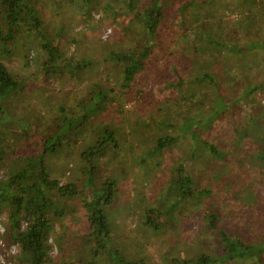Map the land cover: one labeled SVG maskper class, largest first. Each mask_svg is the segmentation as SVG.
I'll return each instance as SVG.
<instances>
[{
  "label": "trees",
  "instance_id": "obj_1",
  "mask_svg": "<svg viewBox=\"0 0 264 264\" xmlns=\"http://www.w3.org/2000/svg\"><path fill=\"white\" fill-rule=\"evenodd\" d=\"M69 3L87 23L102 5L0 0V214L15 264H132L142 243L125 225L154 240L195 216V238L140 261L264 264V0H105L111 38L89 25L64 42ZM20 49L28 75L6 62ZM158 167L174 173L168 183ZM135 171L140 196L170 201L163 213L127 203L116 227L120 183Z\"/></svg>",
  "mask_w": 264,
  "mask_h": 264
},
{
  "label": "rangeland",
  "instance_id": "obj_2",
  "mask_svg": "<svg viewBox=\"0 0 264 264\" xmlns=\"http://www.w3.org/2000/svg\"><path fill=\"white\" fill-rule=\"evenodd\" d=\"M100 1L102 2V5L99 6V8L96 9L95 13L97 12L96 13L97 15L95 16V14H94L93 19H91V21H89L88 23L86 21V17L81 15V13L79 12V8H78L77 4H73V3L67 4L66 11L63 12V13L61 12L62 13V15H61L62 18L61 19L63 20V22H65V24H64V26H65L64 35H65L66 38L63 40L64 42H66L68 39H70L75 34H82L83 32H87V28H88L89 25H92L94 27V29H93L94 32L95 31L99 32L98 33L99 36L97 35L98 39H101V40L105 41V40H108L109 38H111L112 34H114V31H113L114 30V27H113L114 26L113 25L114 16L111 15L109 13V11L103 7L105 0H100ZM120 13L124 14V11H120ZM227 16H230V15H227ZM234 16H235V14L234 15L231 14L230 18H233ZM120 17H122V16H120ZM119 19H120V22L117 23V26L125 25L126 21L123 20V17L119 18ZM54 34H55V32H54ZM56 37H57V35H56ZM77 49H78L77 46L72 44L70 46V48L68 49V54L74 52ZM23 54H24V50L23 49L17 50L15 55L11 58V61L7 60L6 62L13 69L18 70V71L20 70V72H23L24 75H28L29 72L32 70V68H29V67L28 68H24V67L22 68V66H23V62H22L23 61ZM35 56H37L36 51H35L34 57ZM44 82L46 83V86H48V87L50 85H52L51 83H53V81L50 82V81H45V80H44ZM133 102H134V100L133 101H128L126 103V107L125 108H126V110H128V111H126L127 112V117L131 116V113L129 112V110L132 108ZM39 106H35V108H39ZM143 109L146 110L145 107ZM132 113L137 114V112H135L134 110H133ZM140 114H142V115H144L146 117L145 113H140ZM117 116H119V115H117ZM134 119L136 121H138L137 117L136 118L134 117ZM126 126H128V125L124 124V127H126ZM121 127H123V125ZM125 129H128V128H125ZM127 147H128V141H123V144H122V157L123 158H121V159L122 160H133L131 158L132 157V153H131L130 150L127 149ZM64 156H66V155H64ZM137 156L140 159V155L137 154ZM64 159H66V158H64ZM52 160L63 161L62 157L59 158L58 156L53 157ZM164 161L165 160H163V163H164ZM73 162H70L69 166H73ZM67 163H68L67 160H65V162L60 166L62 172L64 170H65V172H67V170H68V168L66 167ZM148 163L149 164L150 163L156 164L158 162H156L155 160H150L149 159ZM80 171L81 170H79V168H76V172H77L78 176H81L80 175V173H81ZM116 171L119 172V173L122 172L121 170L118 171V169ZM139 171L140 172H138V173H142L141 170H139ZM107 172H108V170H107ZM163 172H164V175H163ZM154 173H156L155 175L158 176V178H159L158 181L162 182V180H163L164 183H168L169 179L173 178V176H174V173H172V171H168V169L164 170L163 167H158L157 169H155ZM132 174L133 175H131L129 177L134 178V177L138 176L137 177V184H133V186H132L133 189H131V190L129 189V185H130V181H131L130 180L131 178H129V177H126L120 183V186H119V190H118L119 192H118V195H117L118 196V201H117L118 204H116V206H115L116 207V211H115L116 219L113 216V219L115 221L116 227H122V225L124 224V223L119 224V219L117 218V216H119V214H123L124 207L126 206L127 203H133V207H137V208H140V207H142L144 205H145V207H147V206L151 205L150 203H153L152 207L162 211V213H163L164 209L162 207H160V206L161 205L167 206L168 202L170 201V199H167V198L160 199V198H158V196H153L151 198L150 197H145V196H140V195H142V193L141 194L137 193V191H135V190H137V187L140 184L138 182H143V180L139 177L140 174L134 175V174H136V171L133 172ZM194 175H196V174H194ZM66 176H67V174H66ZM146 177H149V176H146ZM62 182H64V180H62ZM195 197H197V195H195ZM139 203H142V204H139ZM157 203H158V205H156ZM193 218L194 219H192L190 224H193V226L195 225L194 227L187 226L186 229L184 227V229L181 230L182 229V227H180L181 225L177 226V227H175V226L172 227L171 226V228L167 229L165 234L161 233L157 237H154V240L146 239L144 234H140L138 232V229L140 228V225H139V227L138 226H134V225L132 227V225H130L128 228L125 225L124 228H125V230L128 231V233L131 230L134 231L135 235H133V232H130V235H131L130 238H132L131 242L132 241H140L142 243V245L137 244V243L136 244L134 243V244L130 245L131 246V249H130L131 256L130 257H132V259H133L132 264H143L140 261L141 257H138V253L140 251H141V254H143L144 256L147 255V259L146 260L148 262L151 261L152 257H153L155 259V261L160 263V261L162 260L161 256H160V251L161 250H163V251L166 250L167 253H168V251H169L168 249L170 248L171 245L174 244V240L178 236H181L180 237L181 239L182 238L183 239L184 238L187 239L188 236H192V238H195L196 234L193 233L194 232L193 230H196V229L198 230L199 227L203 226L205 223L202 220H200L199 218L197 219L196 216L193 217ZM127 225H129V224H127ZM187 230H189V231H187ZM127 231H126V233H127ZM182 231L183 232L187 231L191 235L182 236L181 235ZM200 232H202V231H200ZM203 234H205V233L203 232ZM117 237H118V239L121 240V242H122V240H125V236L118 235ZM147 243H150L148 245V247H147ZM190 246H191V243H190ZM187 247H188V245L187 246L185 245L186 250L189 249V247L188 248ZM106 250H108V248ZM114 262H116V261L114 260ZM116 264H119V263H116Z\"/></svg>",
  "mask_w": 264,
  "mask_h": 264
},
{
  "label": "built area",
  "instance_id": "obj_3",
  "mask_svg": "<svg viewBox=\"0 0 264 264\" xmlns=\"http://www.w3.org/2000/svg\"><path fill=\"white\" fill-rule=\"evenodd\" d=\"M97 13V12H96ZM95 13V16L97 15ZM70 169L67 170V174H69ZM8 217L6 214H0V264H15V256L20 251V246L18 243H8L2 238L3 234L7 230ZM29 222L24 220L22 222L23 229L27 228ZM51 240V239H50ZM52 241V240H51ZM50 253L54 256L57 253V246L51 248Z\"/></svg>",
  "mask_w": 264,
  "mask_h": 264
}]
</instances>
